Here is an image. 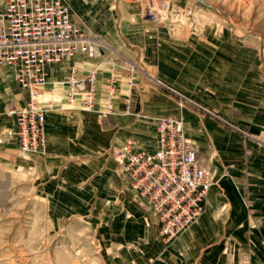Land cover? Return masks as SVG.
I'll return each instance as SVG.
<instances>
[{
	"label": "rangeland",
	"instance_id": "1",
	"mask_svg": "<svg viewBox=\"0 0 264 264\" xmlns=\"http://www.w3.org/2000/svg\"><path fill=\"white\" fill-rule=\"evenodd\" d=\"M6 1L0 0V11ZM65 1L79 27L106 41L104 66L110 67V73L99 79L103 103L99 110L104 109L101 108L107 98L104 85L114 69L116 111L108 118H101L97 112L71 106L67 101L68 91L62 92L67 87L64 83L69 74L67 70L61 72L57 82L62 85L58 88L56 81H48L49 89L41 93L42 105L48 112L80 109L95 115L99 132L92 136L91 153L110 151L111 141H104L102 130L113 128L110 117L121 113L116 104L124 103L123 98L129 94L127 82L132 64L141 69L136 74L137 89L132 103L143 87L159 90L163 87L177 102V114L182 97L184 118L189 109L204 112L192 98L177 89V83L168 85L157 78L148 67L145 55L131 57L125 52L131 48L127 41L120 48L104 35L93 32L86 22L87 16L78 17L72 3ZM202 1L208 6L197 0H114L115 28L119 35L123 23L141 22L153 27L155 37L170 38L172 49H178L181 43L188 61H196L200 81L209 77L213 82L212 86L202 88L213 89L219 101L216 113L211 112L220 128L241 141L237 145L242 153L233 164L227 165L223 153H198L201 165L217 175L212 200L209 194L202 215L180 235L164 238L157 215L132 190L119 160L115 161V172L120 179H123L121 172L125 173L128 188H123L120 195L111 184L113 174H96L87 183L90 191L85 195L74 187L65 189L59 182L50 181L51 174L38 166L46 150L32 156L22 155L16 146L14 119L3 114L0 148L6 144L10 153H0V264H264V215L250 220L252 158L247 153L249 145L264 149V135L251 133L243 124L241 107L245 101L243 93L252 81L259 80L264 85V0ZM58 66L63 69L66 65ZM58 89L59 99H54L52 94ZM27 98L28 93L19 87L13 70L0 67V112L25 105ZM130 111L131 107L123 112L131 114ZM144 117L139 114L138 125L128 127L125 143L133 139L138 149L154 152L158 144L157 120L169 116L156 121ZM2 135L8 136V142L1 141ZM189 141L192 145L193 141Z\"/></svg>",
	"mask_w": 264,
	"mask_h": 264
},
{
	"label": "built area",
	"instance_id": "2",
	"mask_svg": "<svg viewBox=\"0 0 264 264\" xmlns=\"http://www.w3.org/2000/svg\"><path fill=\"white\" fill-rule=\"evenodd\" d=\"M107 44L73 20L65 0H7L0 11V67H9L19 87L28 93L23 106L11 107L2 115L14 119L15 140L22 155L43 153L47 145V113L41 93L48 84V67L78 59H100L85 76L78 65L71 67L64 82L67 101L80 109L108 118L115 111L117 89L115 70L105 83L107 98L101 99L99 74L105 65ZM137 64L130 68L129 94L124 105L129 110L137 89ZM105 92V91H104ZM184 97L177 116L157 121V149L146 152L129 139L116 152L132 190L145 199L157 215L161 234L171 239L187 230L204 212L213 186L212 172L203 167L186 132ZM102 104V105H101ZM79 105V106H78Z\"/></svg>",
	"mask_w": 264,
	"mask_h": 264
},
{
	"label": "crops",
	"instance_id": "3",
	"mask_svg": "<svg viewBox=\"0 0 264 264\" xmlns=\"http://www.w3.org/2000/svg\"><path fill=\"white\" fill-rule=\"evenodd\" d=\"M69 1L74 6L78 17L80 15L87 16L88 20L86 19V22L93 32L104 35L109 42L120 48L127 41L131 46L128 51L130 53L125 51L127 54L131 57L145 55L148 67L157 78L168 85L175 86L177 83V89L192 98L199 109L204 110V112L198 110V113H196L189 109L185 112L187 137L193 141L192 145L197 152V157L198 153H223L225 155L223 159H226L227 165L235 163L234 160L240 156V152L242 153V149L238 148L237 145L241 141L233 134H229L220 128L217 119L211 112L214 111L216 113L219 101L214 92H212L213 89L206 91L202 88L205 85L212 86L213 82L209 80V77H204L203 81H200L201 75L198 74L197 65H195L196 61H188L186 51L181 49V43L178 44V49L175 47L172 49L170 38L165 36L155 37L153 27L141 22L123 23L121 27L122 34L119 35L115 28L114 0ZM120 56L127 59L123 55ZM75 62L79 67V76H85L93 65L98 62V59L82 58ZM75 62H67L64 64L66 66L63 69L58 65L49 66L48 81H56L55 84L58 88V86L62 85L57 82L58 78L62 76L61 72L67 70V73L69 71V76L71 67ZM109 73L110 67L104 66L100 71L99 79L107 77ZM174 73L177 75H174ZM67 88H62V92H67ZM48 89L46 87L44 90L47 91ZM138 92L137 96L140 103H138V99L132 103L131 114H124L123 111L126 106L123 102H118L116 104L117 109L123 114L119 113V115L110 117L111 120L109 121L113 128L102 130L104 141L107 142L109 139L111 141L110 151L107 153H91L92 136L99 132V127L95 124V115L84 113L80 109L75 111L58 109L47 113L46 155L40 156L38 166L51 174L50 181L59 182L68 190H72L74 187L85 195V192L90 191V187L86 186L87 183L96 174H113L114 179L111 184L114 185L118 195H120L123 188L128 190L125 173L121 172L123 179H120L115 172L116 152L125 143L126 139L124 137L127 135L128 127L138 125L139 114H143L145 119L156 121L160 117L175 116L178 111L177 102L174 98H171L170 92L163 87H161V90L143 87ZM60 93V90L54 92L52 94L53 98L59 99L57 95ZM243 95L245 100L241 106L243 108V124L251 133L264 135L263 83L259 80L257 82L252 81L249 89H246ZM232 102L235 103L234 96L232 97ZM93 126L96 129L94 131H92ZM2 137L1 141L8 142V136L2 135ZM7 146L3 144L0 148V153H10ZM16 146H18L17 142ZM248 149V156L252 158L249 168L252 170L250 172V181L253 184V212L250 214V220H252L264 215L262 211L264 210V149H258L252 145H249ZM208 169L212 171V169ZM235 169L233 167V170ZM53 176H57V178H53ZM216 176V173L212 171L213 181L217 180ZM213 191L214 186L210 192V200H212L211 193ZM121 201L124 203L125 200L121 199Z\"/></svg>",
	"mask_w": 264,
	"mask_h": 264
},
{
	"label": "water",
	"instance_id": "4",
	"mask_svg": "<svg viewBox=\"0 0 264 264\" xmlns=\"http://www.w3.org/2000/svg\"><path fill=\"white\" fill-rule=\"evenodd\" d=\"M197 1H199L200 3H202V4H204V5H207L204 1H202V0H197ZM208 6V5H207ZM210 7V6H209Z\"/></svg>",
	"mask_w": 264,
	"mask_h": 264
},
{
	"label": "bare ground",
	"instance_id": "5",
	"mask_svg": "<svg viewBox=\"0 0 264 264\" xmlns=\"http://www.w3.org/2000/svg\"><path fill=\"white\" fill-rule=\"evenodd\" d=\"M220 14H222V15H224L225 16V14L222 12V11H219V10H217ZM158 121V120H157Z\"/></svg>",
	"mask_w": 264,
	"mask_h": 264
}]
</instances>
